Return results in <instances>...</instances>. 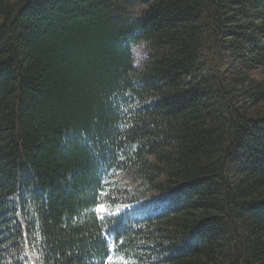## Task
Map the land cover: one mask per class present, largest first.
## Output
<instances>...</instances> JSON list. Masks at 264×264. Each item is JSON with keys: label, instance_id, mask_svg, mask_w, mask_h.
Wrapping results in <instances>:
<instances>
[{"label": "trees", "instance_id": "trees-1", "mask_svg": "<svg viewBox=\"0 0 264 264\" xmlns=\"http://www.w3.org/2000/svg\"><path fill=\"white\" fill-rule=\"evenodd\" d=\"M145 5L0 0V264H264V0Z\"/></svg>", "mask_w": 264, "mask_h": 264}, {"label": "rangeland", "instance_id": "rangeland-1", "mask_svg": "<svg viewBox=\"0 0 264 264\" xmlns=\"http://www.w3.org/2000/svg\"><path fill=\"white\" fill-rule=\"evenodd\" d=\"M131 3L132 9L130 10V14L133 16H139L143 10V8L146 7L145 0H128ZM135 55L138 63H143L145 60V57L147 56V48L144 44H139L136 47ZM119 179L122 180L123 184L128 188H134L136 183H134L129 176H120ZM101 212H107L108 208L106 206H103L102 208H99Z\"/></svg>", "mask_w": 264, "mask_h": 264}, {"label": "snow or ice", "instance_id": "snow-or-ice-1", "mask_svg": "<svg viewBox=\"0 0 264 264\" xmlns=\"http://www.w3.org/2000/svg\"><path fill=\"white\" fill-rule=\"evenodd\" d=\"M98 207H99V208H102L103 206H102V205H98ZM111 259H112V257L109 256V257H108V260H111Z\"/></svg>", "mask_w": 264, "mask_h": 264}, {"label": "bare ground", "instance_id": "bare-ground-1", "mask_svg": "<svg viewBox=\"0 0 264 264\" xmlns=\"http://www.w3.org/2000/svg\"><path fill=\"white\" fill-rule=\"evenodd\" d=\"M123 259V258H122Z\"/></svg>", "mask_w": 264, "mask_h": 264}]
</instances>
